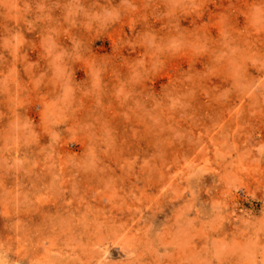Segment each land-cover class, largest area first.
Here are the masks:
<instances>
[{"label":"rangeland","instance_id":"1","mask_svg":"<svg viewBox=\"0 0 264 264\" xmlns=\"http://www.w3.org/2000/svg\"><path fill=\"white\" fill-rule=\"evenodd\" d=\"M0 264H264V0H0Z\"/></svg>","mask_w":264,"mask_h":264}]
</instances>
